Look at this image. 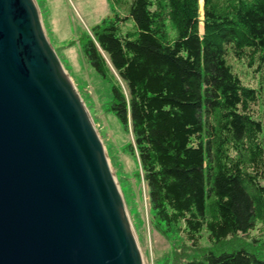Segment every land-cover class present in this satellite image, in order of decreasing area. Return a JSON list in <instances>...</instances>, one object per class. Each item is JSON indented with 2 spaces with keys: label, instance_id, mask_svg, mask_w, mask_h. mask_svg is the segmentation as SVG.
Instances as JSON below:
<instances>
[{
  "label": "trees",
  "instance_id": "obj_1",
  "mask_svg": "<svg viewBox=\"0 0 264 264\" xmlns=\"http://www.w3.org/2000/svg\"><path fill=\"white\" fill-rule=\"evenodd\" d=\"M112 2L127 14L85 34L84 55L132 130L154 227L180 228L197 251L174 264H264V114L252 109L264 101V0H203V12L201 0ZM235 62L261 73L259 87ZM257 223L261 238L243 239Z\"/></svg>",
  "mask_w": 264,
  "mask_h": 264
},
{
  "label": "water",
  "instance_id": "obj_2",
  "mask_svg": "<svg viewBox=\"0 0 264 264\" xmlns=\"http://www.w3.org/2000/svg\"><path fill=\"white\" fill-rule=\"evenodd\" d=\"M0 264H144L106 148L36 0H0Z\"/></svg>",
  "mask_w": 264,
  "mask_h": 264
},
{
  "label": "rangeland",
  "instance_id": "obj_3",
  "mask_svg": "<svg viewBox=\"0 0 264 264\" xmlns=\"http://www.w3.org/2000/svg\"><path fill=\"white\" fill-rule=\"evenodd\" d=\"M47 36L56 50L78 93L84 101L99 131L110 163L115 172L125 205L136 233L144 264H174L197 251L179 228L165 235L153 223V210L149 188L144 180L137 153L130 148L134 143L131 128L126 129L115 113L110 110L111 82L103 79L84 55L82 37L117 11L127 14V6L115 9L112 0H36ZM203 12V0H201ZM203 18V16H201ZM129 20L126 29L133 28ZM244 81L259 87L262 75L254 69L235 62ZM264 80V77H263ZM264 95V88L262 91ZM256 117L264 114V101L252 108ZM135 147V145H134ZM261 223L243 235L245 240L260 239ZM201 247L210 246L205 231L199 241Z\"/></svg>",
  "mask_w": 264,
  "mask_h": 264
}]
</instances>
